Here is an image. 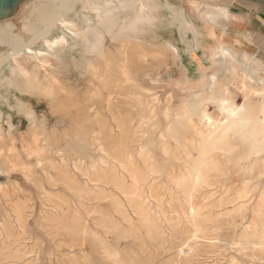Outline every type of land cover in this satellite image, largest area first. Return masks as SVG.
Returning <instances> with one entry per match:
<instances>
[{"label": "rangeland", "instance_id": "rangeland-1", "mask_svg": "<svg viewBox=\"0 0 264 264\" xmlns=\"http://www.w3.org/2000/svg\"><path fill=\"white\" fill-rule=\"evenodd\" d=\"M160 1L167 13L158 10L159 19L138 4L83 34V42L79 38L58 46L55 57L34 56L15 81H0V264H264L263 135L255 136L256 148L240 133L214 142L221 148L203 158L212 157L218 170L209 174L201 167L199 179L208 180L194 188L198 146L186 144L183 150L181 144L184 136L196 135L178 115L187 110L181 107L183 99L196 113L199 101L209 97L210 72H217L218 87L238 77L228 71L226 57L234 60L229 55L221 61L218 54L211 57L218 43L230 45L239 59L247 51L264 63V47L241 35L247 30L264 33V22L252 10L231 7L235 17L220 22L226 29L210 23L204 29L199 15L204 4ZM72 2L62 12L82 25L83 17L74 13L79 0ZM181 11L202 31L196 50H185V31L170 18L181 19ZM143 13H152L145 23L139 18ZM133 21L138 34L128 29ZM52 26L42 27L33 47L51 37ZM211 28L215 36L208 34ZM127 34L134 35L131 44L122 45ZM96 37L102 39L99 54L93 52ZM168 43L173 50L165 47ZM138 46L148 50L145 59ZM7 54L0 58V75L7 68ZM122 59H127L131 82L118 73ZM90 63L99 72L108 65L112 77L106 85L103 72L99 79L92 75ZM234 63L243 71L252 68L253 74L244 72L252 84L264 87L259 79L264 74L251 62ZM46 71L59 80L48 96L30 88L31 79L49 84ZM258 104H264L263 97L250 100L252 107ZM205 107L220 118L213 101ZM256 113L252 111V120ZM162 138L179 157L161 152ZM11 147L18 156L15 166L4 158ZM29 147L43 153L29 154Z\"/></svg>", "mask_w": 264, "mask_h": 264}, {"label": "bare ground", "instance_id": "bare-ground-1", "mask_svg": "<svg viewBox=\"0 0 264 264\" xmlns=\"http://www.w3.org/2000/svg\"><path fill=\"white\" fill-rule=\"evenodd\" d=\"M54 1L55 0H47V3L40 5L34 11L35 17H36V23L32 22V23H29L27 26L29 28H31L32 31L34 30V33L35 32H37V33L34 36L32 35L33 37L27 41L22 42V40H20L19 37H15V35H12L11 34V27L9 26V24L6 23V24L0 26V42L1 43L6 42L8 44L11 43L10 44L11 47L7 50V53H8L7 55L9 57L7 68L2 70V74L0 75V81L2 79H9V78L10 79L13 78V80L15 81V78L20 76L19 70L21 68L25 67L28 64V62L32 61L34 56L35 57L46 56L48 58H51L52 56H54V53H55L56 48L58 46H61V47L66 46L67 47L69 45V42H74L79 38H81V40L83 42V38H82L83 34H86V33H89L91 31L95 30L104 21L111 19V18H114V17H117V16H120L123 13H125L127 10L131 9L132 7H134L138 4H142L146 7H148L150 10H152L153 14L158 19L160 18V16H158V14H157L158 10L161 9V10H163V12L167 13L166 5H164L160 0H79L80 8L78 11H74L75 16L80 15L83 17L82 25H79L74 19H72V18L70 19V18L65 17L63 12H62L64 9L61 8L63 6L64 7L69 6V8H70L73 4L72 1H74V0H59L55 4H54ZM57 4H59V5L61 4V6L60 7L55 6ZM192 4H196L195 1H193ZM204 5H205V9L199 13V15H201V19L203 20V22H205L203 25L204 29L206 28V25H205L206 23L217 24L221 29H226L225 28L226 26L225 25L223 26L220 22L222 20L223 21L228 20L231 16L235 17V14L233 12H231L229 10V8L223 4L206 2V3H204ZM181 12H182L181 19H178L175 16H170V18L176 22H179L181 24L180 26H182V28L185 31L186 38L188 39V42L183 43V47L185 48V50L186 51L196 50L200 46L199 38L203 36L202 31L196 26V24L193 22V20L190 16H188L183 11H181ZM150 14H151L150 16H152V13H150ZM146 17L147 16L144 15V13L139 16V18L142 19L143 23H145V21H147V18H149V17H147V18ZM40 22H45L46 24L49 25V27H50V25L51 26L53 25L52 28H54V32L51 35V37H43L39 47H33L31 43L33 42V40L36 37H38L41 34V30L35 31L38 28V24ZM134 22L135 21L132 22L133 23L132 25H130V26L128 25L129 26L128 29L137 30L138 26H137L136 22L135 23ZM107 26H108V24H107ZM135 30L133 33L138 34V33H136L137 31H135ZM208 34L211 36H215V32L212 28L208 30ZM110 35H112V34H110ZM132 35H130V34L124 35L123 38L121 39L122 40L121 44L122 45L131 44L129 39L130 38L133 39L132 37H134V35L133 36ZM241 35L247 41H251V39H253V38H251L252 33L249 30L242 32ZM139 37H140V35H139ZM141 37H143V35ZM96 39H97V41L96 40H95L96 42L94 41L95 42L94 43L95 48L93 49V52L99 54V52H102L101 51L102 50L101 49L102 42H100L102 39H100L99 41H98L99 37H96ZM258 39H259V37H258ZM261 40H263V42H264L263 38H261ZM235 41L237 43H239L238 38H235ZM125 42H127V43H125ZM140 43H142V42H140ZM149 44L153 48H158V47H156L157 45L154 43H149ZM165 45H166L165 47L172 49L171 44L168 43ZM80 46H81V44H80ZM137 48L139 49V54H138L139 57L145 59L146 56L149 54L148 50L143 49L140 46H138ZM165 49H167V48H165ZM4 54L5 53H3V54L0 53V58L3 57ZM216 54L219 55V59H218L219 61H221L226 56V54L235 60V61L234 60L232 61L230 58L226 57V61L229 63V66L227 67L228 71L232 74H235V73L239 74L238 77L232 78L228 84L223 83L218 87L216 85L218 83V81L214 79L217 77V72H214V71L210 72L208 74V77H210L213 80L208 81L209 86H208L207 91H208L209 97H207L204 100L199 101L201 103V105L199 103L200 108L197 109L198 111L196 113L194 112L193 105H192V107H190V103L185 101V99H183L181 101V107L183 109H187V110L178 114V115H181L180 117H183V119L185 120L186 128H188V130H190L192 133H194L196 135V137H194V138H190V137L187 138L184 136L183 141H182V142H184V144L183 143L181 144L183 150L184 149L186 150V146H187L186 144H188V145L190 144V146H193V147L198 146L199 160L197 163L195 161L196 164L194 163L195 165L193 166V173H192V174H194L193 175L194 176V182H192L194 184V186H193L194 188L201 186L202 184L206 183V181L208 180V178L205 181L199 179L201 174L198 177V174H199L198 170L201 167H204L206 169V171H208V173L209 172H215L218 170L219 165L217 166V164H216L217 162L213 161L212 157L208 161H206V159H208V158H205V160L203 158L204 155H206L210 150L213 151L214 149H220L221 148L220 143L215 144L214 142L221 141V140H227L228 136H230L229 134L236 135V134L240 133L242 136L241 139L243 141H246V142L250 141L251 146L256 148V146H258L257 145L258 142L256 141L255 136L260 133L263 135V140L260 139V141H262L264 143V104H258L256 107H252L250 105V100H252L253 98H255V97H263L264 98V87H257L251 83L253 81L250 79L251 76H249V75L253 74L252 68H250L251 70L245 69L248 73H250L248 75L244 72L245 70L243 71V70L239 69L238 68L239 66L237 67V65L234 62H236L237 64H239L241 66L242 63L247 60V61L251 62L253 64V68L256 67L260 71L261 74H264V63L261 61V59L257 58L255 55H253L247 51H244L241 54V57L239 59L235 55L234 49L231 48L230 45L223 44V43H218L216 48L211 50V57L212 58ZM121 61L122 62L119 65H117L118 66L117 67L118 73L124 79L125 82H129V81L131 82L132 78H130L131 76L129 74L130 73L129 72L130 70L128 68L129 66L127 65L128 63H126L127 59H122ZM88 67H90V69L92 70V75L94 77L99 76L100 72H103L105 77L103 79L101 78V80H102V84H104V85H106L107 82L109 81L107 79L108 78L111 79V77H112V75L108 72V65L106 63H104V66L100 72L98 70V67L92 63H90L88 65ZM5 70H8L7 74L4 73ZM47 71H48V69H47ZM47 71H46L44 77L48 78V82H49V84H47L48 86L43 84L39 79H31L30 80V88L34 89V90L31 89L32 91L36 90V92L38 91L37 93H46L48 96V93H51L52 91H54L55 88L57 89L59 80H58V77L51 75V73L53 71L52 72L50 71L51 72L50 74ZM256 74H258V73H256ZM259 79L264 80V78L261 76H259ZM27 82H29V81L27 80ZM119 83L120 82H118L116 84H119ZM117 86H119V85H117ZM231 88H233L235 91H237L244 98V100H246L245 105H241V104L239 105L237 103V101H235L232 98L231 90H230ZM147 90L149 91V89H147ZM144 92H146V90H144ZM151 99H157V98H151ZM208 101H213L215 103V105L218 109V112L221 114L220 118L213 117L212 114H210L208 112V110H206L205 103ZM165 110H166V108H165ZM253 110L257 111V113L255 114V115H258L255 118L256 120H252L251 113ZM163 114H167V111H165ZM251 122H252V124H251ZM1 132L2 131L0 130V138L2 136ZM246 132H248V133L245 134ZM164 138H162V140L160 142L161 152L169 154V155L164 154V155L169 156V157H171V156L174 157V156L178 155L176 153L175 154L170 153L169 147L171 146V144L169 146V143ZM32 144L35 146V140L33 141ZM24 146H26V145H24ZM224 146H226V145H224ZM259 146L262 147L263 144H262V146L261 145H259ZM171 148L172 147H170V149ZM25 149H27V148H25ZM223 149L224 148H222V151H223ZM39 150L35 147H29L28 153L29 154L33 153L35 156L39 155V153L41 151L43 153V150H41V151H39ZM141 150H142V148L140 149V151ZM172 150H174V149H172ZM175 150H176V148H175ZM180 150H179V153H180ZM187 150H188V148H187ZM227 150H229V149H227ZM188 151L185 152L186 155H189ZM15 152H14L13 147H11L10 149L8 148L7 152L4 153V158L5 157L8 158V160L6 158L5 159L7 162H10L9 164H12V165H14L15 163L18 164L17 163L18 156L16 154L17 152L16 153ZM175 152H177V151H175ZM224 152H226V151H224ZM25 153H27V151ZM43 155H41V156H43ZM212 156H215V155H212ZM223 156H224V154H223ZM129 157H130V155H129ZM178 157H179V155H178ZM9 158H11V159H9ZM218 158L219 157H217L216 159H218ZM196 159L197 158H195V160ZM185 162H186V160H185ZM183 163H184V161H183ZM261 163L262 164L260 166L264 167V158L262 159ZM121 167H123V166H121ZM150 167H152V166H150ZM166 168H168V167H166ZM190 168H192V166ZM150 169H152V168H150ZM261 169H263V168H261ZM157 171H158V169H157ZM190 171H192V170H190ZM206 171H204V172H206ZM202 172H203V170H202ZM213 174H215V173H213ZM132 175H133V179H134L135 175L134 174H132ZM203 175H204V173H203ZM211 175H212V173H211ZM131 178H132V176H131ZM210 180H212V179H210ZM129 187H131V186H129ZM242 187H244V186L242 185ZM244 189H246V188H244ZM240 191H242V190H240ZM245 194H247V193L245 192ZM235 195L237 197L238 194H235ZM240 196H241V193H240ZM188 201H189V199H188ZM153 220H155V219H153ZM260 232H262V231H260ZM182 251H183V249H182Z\"/></svg>", "mask_w": 264, "mask_h": 264}, {"label": "water", "instance_id": "water-1", "mask_svg": "<svg viewBox=\"0 0 264 264\" xmlns=\"http://www.w3.org/2000/svg\"><path fill=\"white\" fill-rule=\"evenodd\" d=\"M57 1L59 0H55L54 4L57 3ZM193 1H195L196 4H192ZM189 2L191 3V5H193V7L195 5L197 7L198 5L204 4L206 2H212L223 4L227 6L229 10L231 7H240L241 10L242 8L246 9L242 10L244 12L252 10L253 12L257 13L258 19L263 20L264 22V0H189ZM45 3H47V0H0V26L7 23L11 27L12 35H15V37H19L22 42L29 40L37 32L34 33V30L32 31L31 28H29L27 25L32 22L36 23L34 11L40 5ZM55 6L60 7L61 4H57ZM47 26L49 25L45 22H40L38 24V28L35 31H40L42 30V27L45 28ZM251 33V38H254V41L259 44L260 47H264V42L263 40H261V38L264 39V33H262L261 29L257 30L256 34H254L252 31ZM258 37L260 40L258 39ZM10 44L11 43L8 44L6 42H0V53H6L7 50L11 47ZM4 46H6L7 48L1 49Z\"/></svg>", "mask_w": 264, "mask_h": 264}]
</instances>
